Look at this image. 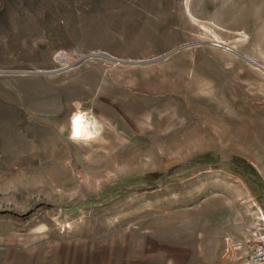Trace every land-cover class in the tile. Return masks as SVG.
<instances>
[{
	"label": "rangeland",
	"instance_id": "1",
	"mask_svg": "<svg viewBox=\"0 0 264 264\" xmlns=\"http://www.w3.org/2000/svg\"><path fill=\"white\" fill-rule=\"evenodd\" d=\"M99 52L148 62H79ZM247 58L264 66V0H0V71H57L0 75V246L242 264L264 215V71ZM75 113L94 139L69 138Z\"/></svg>",
	"mask_w": 264,
	"mask_h": 264
},
{
	"label": "crops",
	"instance_id": "2",
	"mask_svg": "<svg viewBox=\"0 0 264 264\" xmlns=\"http://www.w3.org/2000/svg\"><path fill=\"white\" fill-rule=\"evenodd\" d=\"M13 244L9 248L0 246V264H113L112 257L104 254L107 251L98 255L96 243L91 239L62 241L56 252Z\"/></svg>",
	"mask_w": 264,
	"mask_h": 264
},
{
	"label": "built area",
	"instance_id": "3",
	"mask_svg": "<svg viewBox=\"0 0 264 264\" xmlns=\"http://www.w3.org/2000/svg\"><path fill=\"white\" fill-rule=\"evenodd\" d=\"M242 264H264V215L257 223L251 248Z\"/></svg>",
	"mask_w": 264,
	"mask_h": 264
},
{
	"label": "clouds",
	"instance_id": "4",
	"mask_svg": "<svg viewBox=\"0 0 264 264\" xmlns=\"http://www.w3.org/2000/svg\"><path fill=\"white\" fill-rule=\"evenodd\" d=\"M70 119L73 122V131L70 134V139L73 141L94 139V135L87 134L88 130L83 127L86 123L89 124V126L91 125L86 113H75ZM76 125H81L82 127L78 129L76 128ZM33 231L37 233H45L48 231V226L44 223H40L33 229Z\"/></svg>",
	"mask_w": 264,
	"mask_h": 264
},
{
	"label": "trees",
	"instance_id": "5",
	"mask_svg": "<svg viewBox=\"0 0 264 264\" xmlns=\"http://www.w3.org/2000/svg\"><path fill=\"white\" fill-rule=\"evenodd\" d=\"M232 165L234 166V170L235 172H238V173H241L243 174V176H246L247 178H249L251 175H250V169L247 167L246 163L241 160V159H234L231 161ZM210 164L214 165V166H218L220 165V163H216V162H211ZM177 172L175 171H171L169 173H162V174H159V178L158 181H160L161 179H164V178H167V177H170L172 176L173 174H176ZM251 180V179H250ZM253 182L258 184L260 187H264V181L261 180V179H253ZM155 184V183H154ZM154 186H152V183H151V180H148L146 182V184H143V185H138L136 186L137 189L139 190H144V189H152ZM127 188H123V190L125 191ZM93 203L97 202V201H91ZM65 209H72V207H65Z\"/></svg>",
	"mask_w": 264,
	"mask_h": 264
},
{
	"label": "water",
	"instance_id": "6",
	"mask_svg": "<svg viewBox=\"0 0 264 264\" xmlns=\"http://www.w3.org/2000/svg\"><path fill=\"white\" fill-rule=\"evenodd\" d=\"M220 46H222V45H220ZM182 47H185V45L182 46ZM182 47H180V48H182ZM180 48H177V49H175V50H173L171 52H168V53L158 57L157 59H162L164 57H167L168 55H170L173 52L179 50ZM96 55H98V56H106V57H110V58L116 59V58L112 57L111 55H109L107 53L99 52V53L88 54L84 58L80 59L79 62H81L85 58H88L90 56H96ZM247 59L264 71V66L263 65L255 62V61H253V60H251L249 58H247ZM116 60L123 61V62H148V60L147 61H126V60H121V59H116ZM153 60H156V59H152L151 61H153ZM56 72H57L56 70H49V71H41V70H2V71H0V75H2V74H18V75L44 74V75H48V74H54Z\"/></svg>",
	"mask_w": 264,
	"mask_h": 264
},
{
	"label": "bare ground",
	"instance_id": "7",
	"mask_svg": "<svg viewBox=\"0 0 264 264\" xmlns=\"http://www.w3.org/2000/svg\"><path fill=\"white\" fill-rule=\"evenodd\" d=\"M88 121H90V120H88ZM81 127H82L81 125H76V128H78V129L81 128ZM83 127L88 130L87 134H91V135L95 134V131L92 128V123H91L90 126H89V124L86 123L85 125H83Z\"/></svg>",
	"mask_w": 264,
	"mask_h": 264
}]
</instances>
